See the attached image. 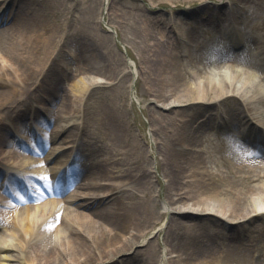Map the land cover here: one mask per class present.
<instances>
[{
	"label": "bare ground",
	"instance_id": "1",
	"mask_svg": "<svg viewBox=\"0 0 264 264\" xmlns=\"http://www.w3.org/2000/svg\"><path fill=\"white\" fill-rule=\"evenodd\" d=\"M23 4L30 5L33 12L22 9ZM22 5L17 10L19 17L25 13L20 26L17 17L10 26L0 31V163L6 160L4 164L14 170V173L11 169L10 172L7 169L0 170V180L3 179L2 174L7 177L0 181V188L6 194L13 192L17 195H21L18 190L22 188L24 201L29 195V188H36L38 191L33 199L37 204L5 212L0 225L9 226V234L15 242L9 248L6 244L8 238H5L0 251L8 254L10 264H132L139 260L143 261L139 262L141 264H155L157 251L151 247L150 242H144L143 239L148 228L162 218V213L157 212L156 206L150 202V171L140 166L141 154L137 151L135 154L134 141L126 138V126L117 123V119L115 122L117 110L112 108L99 112L102 116L100 128L86 135L89 140H81L80 136L69 131L70 127L78 130L79 125L85 130L86 125L77 122L83 116L79 114L78 107L73 108L71 105L68 108L71 95L67 91L64 94L65 100L61 101L54 115L53 107L50 106L61 96V81L54 82L50 87L46 85H50L51 79L61 70H43L56 46V36L49 27L48 17L42 6L35 4L33 0H24ZM2 9L3 1L0 2V10ZM6 10L4 8L1 12L0 21L4 19ZM164 31L162 29L159 32L160 37L155 32V36L147 42L150 45L148 59L145 57L144 67L140 68L146 76V92L151 96L150 102L171 112L168 117L170 123L165 122L152 129L156 134L165 131L170 136L163 143L164 149L156 147L157 154L160 155L159 171L167 178L162 193L164 209L166 208L164 212L169 216L163 234L165 253L169 255L167 262L260 264L259 253L254 249L264 252V208L257 201V198L264 200V160H255L253 157L258 154L259 158H264V152L259 149L264 147V143L259 147L260 141L264 139L263 133L252 126L249 131L244 133L242 130L243 133L240 134V127L243 129L244 123L233 126L234 131L238 132V138L244 142L237 147L239 140L234 138L236 133L230 130L228 134L230 133L231 138L223 141L225 146L221 147V152L226 154L225 161L221 162L223 169L215 170L214 161L205 155L206 150L202 148V137L212 129L209 122L217 119L218 114L207 112L209 109L203 108L204 113L207 112L205 119L190 121L195 116L183 114L185 109L178 106L196 101H216L230 93L240 96L248 109L253 110L251 103H264V92L249 83L248 78L256 77L257 83L263 87L264 69L252 67L246 57L241 55L248 50L246 44L240 49L241 52H225L223 55L230 58L227 67H230L231 72L227 73L223 69L227 61L217 62L216 67L221 68L214 69L218 72H213V69L205 68L209 67L210 61L199 55H192L190 47L185 52L177 45H172L171 37L164 34ZM228 39L235 41L234 36H229ZM254 48L264 61V43H257ZM202 49L205 50L204 45ZM181 53L187 57L186 63L191 72L186 71V74L193 76L191 78L180 75ZM66 59L69 60L67 57ZM53 60L57 64L55 56L51 61ZM195 61L203 66L200 68L195 65ZM93 63H86L87 72L97 74L102 70L113 71L112 79L120 72L116 67L118 60L98 65V62ZM225 71V74H221ZM40 74L42 78L38 81ZM87 76L93 75L87 73ZM57 78L59 75L54 80ZM87 80L83 77L75 80L71 88L73 94L82 95L87 84L89 86L99 82L96 78L87 77ZM167 88L174 90L177 95L174 101L166 103L168 96L163 92ZM35 90L44 91L41 96L38 93L41 104L49 99L51 103H47L46 112L54 116L55 121L62 122L55 125L53 123L51 127L46 124V118L35 114L37 123L42 126L39 130L46 138L43 142L35 141L36 151L43 155L46 144H49L50 151L43 159L35 156V168L30 170L29 162L33 161L29 156L26 155L25 160L19 162L14 154H6L3 146L11 144L6 131L7 119L20 118L19 122L26 127L22 105H26L28 101L23 96L27 95V91L32 95ZM232 117L234 121L245 122L247 113L240 111L237 116ZM94 124L98 126L99 122L95 121ZM20 131L24 132L23 129ZM95 132L106 134L110 141L101 142L97 151L89 149V144L101 141L94 140L98 137L94 135ZM57 136H62V140L53 145ZM229 141L233 144L232 147H229ZM196 144L201 147H192ZM55 146L63 151L55 156L56 159H52L50 154L55 151ZM23 149L29 152L26 147ZM40 159L42 164H52L45 170L42 164L39 165ZM110 163H114L117 170L110 169ZM19 169L20 173H28L25 180L17 177ZM87 169H93L96 177L89 175ZM40 175L44 183L39 181ZM44 177L48 178L44 180ZM69 177L70 184L76 183L72 187L76 186L79 190L78 195L72 196L73 199L64 200L74 204V208L70 209L67 206L61 208L56 202ZM0 198H4L3 194H0ZM258 218L262 222H257ZM61 225L65 227L64 232L60 231ZM258 226L262 230L250 235L249 231ZM50 232L53 234L49 235ZM144 243L145 249L137 248ZM8 244H12L11 241ZM20 249L25 255V262L18 254L12 253L13 250ZM131 251L134 253L132 260L127 256Z\"/></svg>",
	"mask_w": 264,
	"mask_h": 264
},
{
	"label": "rangeland",
	"instance_id": "2",
	"mask_svg": "<svg viewBox=\"0 0 264 264\" xmlns=\"http://www.w3.org/2000/svg\"><path fill=\"white\" fill-rule=\"evenodd\" d=\"M24 0H7V4L10 8L13 6V10L10 11L11 21L6 25L10 26L15 18L19 17L17 10L20 8ZM104 1L106 4H104ZM33 0L37 5L43 7L48 21L50 23V28L53 30L55 37V48L51 57L46 62L45 71L47 68L53 70L60 68L61 71L57 72L54 77L59 75V78L54 80V77L51 79V84L46 86L50 87L54 82L61 81L67 77L63 82L62 95L67 91L71 95V101L68 104L69 106L73 105V108L78 107L79 112L84 116V123L86 125V131H93V129L100 128V122L102 121V116L99 112L109 111L112 108L117 110L118 117H114V120L117 123L126 126L125 136L129 141H134L133 151L140 152L141 159L139 161L140 166L146 168L150 171V183L152 187L151 204L156 206V211L162 213V218L158 223L147 226L148 231L143 236L144 242H150L151 247L157 251L156 263L155 264H168L165 255V246L163 242V234L168 222V213L166 214V208L164 209L165 203L163 198V192L166 185V177L159 171L160 168V155L157 154V148L164 149L163 143L168 141L170 136L165 132H153L152 129L160 127L165 122L170 123L171 120H168V117L171 116V112L158 108L155 106L156 103H150L151 96L146 92V76L140 66L144 67V60L148 59L147 52L149 51L150 45L147 44L151 40L152 36L160 37L159 32L162 29H165L164 34H168L172 41V45H177L179 49H184L185 51L188 48H191L192 55H199L204 59L209 60V67H215L214 61L219 57V55H224L222 52V47H227L230 45V41L227 39L228 34L226 29H238V32H241L242 35L247 39L249 45L248 50L241 54L245 56L250 65L255 68L264 69V61L262 55H257L255 51V46L257 43H264V0ZM24 10L32 11L30 5L21 6ZM8 11V10H7ZM26 12V11H24ZM8 15V13H7ZM25 13L19 17V24L22 21ZM4 24L0 25V31L6 27ZM156 25H158L156 27ZM233 27V28H232ZM224 30V33L220 34V31ZM169 33H167V32ZM180 31H183L180 32ZM219 37L215 36L218 35ZM262 40L263 42H260ZM202 44V45H200ZM204 44H208L212 47H220L218 51L212 52ZM191 45V46H188ZM204 45V49L203 48ZM176 47V49L178 50ZM197 48H200L199 51H196ZM176 50V51H177ZM183 51V50H182ZM57 61V64L54 63L55 60L51 61L53 57ZM71 56V59L68 57ZM69 58L68 59H66ZM212 58V60H211ZM118 60L117 68L120 72L118 76L112 79V72L102 70L97 74L87 72L88 69L85 68L86 63L94 64L93 62H98V64H106ZM133 60V61H132ZM187 60L181 61L182 65L179 68L180 75H184L191 78L193 76L187 75L186 71H189ZM225 61V60H224ZM134 62V65L132 66ZM50 63L51 66H50ZM195 65L200 68L203 66L197 61L194 62ZM67 64V65H66ZM227 65V64H226ZM237 67V66H233ZM135 68V70L133 69ZM53 70V71H54ZM70 72V73H69ZM134 72V73H133ZM91 74L93 76H87ZM96 76V77H95ZM83 77L87 80V77L92 79H99V83L85 86V92L82 95L73 94L71 90L72 84L78 78ZM124 77V78H123ZM41 80L42 75L38 77ZM88 81V80H87ZM193 82V81H192ZM248 82L252 83L255 87L264 92V89L256 82L249 80ZM29 83V82H27ZM31 95L27 91V95L23 96L27 99V104L22 105L24 107L23 116L27 119V124L32 126L33 124L37 125V122H32L31 119H34V116L30 113L32 112L33 107H46L48 104L46 102H40L38 93L44 94V91H34ZM76 94V95H75ZM163 94L166 96L167 101H174L175 96L177 95L174 90H169L168 88L164 90ZM230 94V93H228ZM61 97H58L53 101V113L57 110L58 105L63 101ZM133 95V97H132ZM212 94H210L211 96ZM209 96V97H210ZM75 99L77 102L75 103ZM184 99V98H181ZM210 99V98H205ZM65 100V99H64ZM168 102V103H169ZM189 102V101H188ZM47 104V105H45ZM184 105L178 106V108L185 109L183 114H191L195 116L190 121L203 120L204 115L207 112H212L218 114L219 117H227L229 120L235 123V126L241 124L239 120L234 121L232 116H237V113L244 111L247 113L245 119L254 121L261 129L260 131L264 135V103L256 101V103H251L253 110H249L248 106L245 105V102L242 101L241 97L237 96H226L223 99L216 101H197L192 103H182ZM52 106H50L51 108ZM203 108H208L209 111L204 113ZM254 111V114H252ZM54 115H56L54 113ZM222 115V116H220ZM46 122L51 123V127L62 121L56 120L55 117L44 113ZM51 117V118H50ZM47 118L50 120H47ZM155 118H162L161 120H154ZM53 119V120H52ZM14 120V119H13ZM12 120V121H13ZM219 120V119H218ZM220 120H223L222 118ZM10 120L7 125L9 130L7 131V136L11 140L10 130H15V134L19 133V125L17 123L12 124ZM82 121V119H81ZM99 122L98 126H95L94 122ZM7 122V120H6ZM64 122V121H63ZM261 124H260V123ZM93 123V124H92ZM254 125V124H253ZM95 126V127H94ZM215 124L212 123V129ZM256 126V125H255ZM35 127V128H36ZM34 130V135L36 129ZM81 128V127H80ZM72 131V127L69 131ZM222 130L221 128L215 127L211 132L205 134L203 137L204 143L202 148L206 150L205 155L214 161L213 169H223L221 162L225 161V153L221 152V147L225 146L223 141L226 138L230 137L220 136L218 132ZM81 134H84V130H79ZM24 134V133H22ZM94 135L98 137L94 139H101L100 142L94 144V147H101V142L110 143L106 138V134L100 132H95ZM27 141V145L30 146L31 140L27 139L24 136H21ZM84 140L86 138L81 136ZM222 139V142L220 141ZM162 140V141H159ZM60 137L56 138L53 144L60 142ZM157 141V142H156ZM244 142V141H243ZM9 145V144H8ZM6 145V152L13 153L17 156V160L21 162L25 160V156L35 155L31 153H25L23 150H18L12 146ZM242 146V141L238 142V146ZM192 147H201L198 144L192 145ZM55 148H58L55 146ZM47 151L43 153V157L50 151L48 145L46 146ZM58 151V150H56ZM136 154V152H135ZM38 155V154H37ZM33 161V158H31ZM43 165V168L46 170L47 166ZM110 169L117 170L114 163L108 165ZM89 175L96 177V174L93 173V169H87ZM157 171V172H155ZM87 173V174H88ZM119 174V173H117ZM24 175V174H19ZM254 182H257L255 180ZM75 184V183H73ZM73 184L68 186L66 193H63V196H59L56 201L60 207H69L74 208L73 203H67L64 200L73 199L74 195L79 194V190L73 188ZM66 190V189H65ZM96 190V189H95ZM96 191H100L99 189ZM1 193V191H0ZM36 192H34L35 195ZM10 197V196H9ZM9 197H5V201H9ZM262 198H257V201L260 202L261 206L264 208V203L262 204ZM264 199V198H263ZM131 200V199H130ZM11 207L0 206L1 210H17L18 207L25 206H35L37 202L33 199H28L26 201H14L11 200ZM9 204V203H8ZM144 205H142L143 207ZM169 207L170 206H166ZM62 211V210H61ZM5 212L2 213V218L5 217ZM63 212V211H62ZM193 214V212H189ZM212 219V218H210ZM4 220V219H3ZM0 220V223L3 221ZM263 220V219H262ZM257 222H262L260 218L257 219ZM232 227V226H231ZM264 230V225L262 226ZM7 224L0 225V246L5 242V238L8 240L6 244L9 248L13 247L15 242L14 238L10 236V228ZM227 229V228H226ZM262 229L258 226L249 231L250 235L256 233V231H261ZM60 231L64 232L65 227L61 225ZM227 231V230H226ZM246 232V231H245ZM9 234V235H8ZM49 235L53 234L52 232L48 233ZM11 241L12 244H8ZM139 249H145L146 245L140 244L137 246ZM259 253L260 264H264V252H261L259 249H254ZM13 254H18L20 259L23 261L24 254L18 250H14ZM7 253L0 251V264H10V257H7ZM130 260L134 256V253L131 251L127 255ZM143 262L141 260L137 261ZM134 262L132 264H136ZM106 264V263H105ZM145 264H147L145 262ZM184 264V263H183Z\"/></svg>",
	"mask_w": 264,
	"mask_h": 264
}]
</instances>
